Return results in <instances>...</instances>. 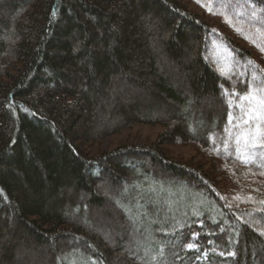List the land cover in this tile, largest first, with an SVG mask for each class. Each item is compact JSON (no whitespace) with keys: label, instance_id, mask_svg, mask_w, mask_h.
I'll list each match as a JSON object with an SVG mask.
<instances>
[{"label":"trees","instance_id":"1","mask_svg":"<svg viewBox=\"0 0 264 264\" xmlns=\"http://www.w3.org/2000/svg\"><path fill=\"white\" fill-rule=\"evenodd\" d=\"M202 3L217 11L221 0ZM252 3L244 9L257 13L251 19L224 9L235 25L222 16L224 28L243 29L231 35L180 0H0V264H16L17 247L37 245L50 264H264V149L241 159L249 150L235 141L248 126L231 95L247 91L241 66L264 76V53L245 39L264 46L256 31L264 0ZM213 35L237 58L230 77L212 62ZM152 38L187 89L161 68ZM121 81L171 102V116H142ZM109 92L126 104L108 103ZM103 105L121 115L96 131L93 109ZM146 123L164 127L149 145L96 157L86 147ZM176 143L209 156V170L173 160L167 145ZM97 208L118 221L124 257L91 223Z\"/></svg>","mask_w":264,"mask_h":264},{"label":"rangeland","instance_id":"2","mask_svg":"<svg viewBox=\"0 0 264 264\" xmlns=\"http://www.w3.org/2000/svg\"><path fill=\"white\" fill-rule=\"evenodd\" d=\"M183 4L187 5L190 11L196 13H208L207 18H209L214 26L215 30L219 34L228 33L229 31L224 28L222 23L219 21L222 20L221 15H213L211 14L205 7L202 5H198L196 0H180ZM216 11V10H213ZM224 19V18H223ZM225 20V19H224ZM220 23V25H219ZM233 33L237 30L232 27L231 29ZM230 31L229 33L233 35ZM235 31V32H234ZM238 32V31H237ZM153 39V38H152ZM150 46L154 49V52L157 57V62L160 61V66L163 70L169 72V78L172 79V82L176 85L175 87L178 89H187L188 80L184 78L183 74H181L180 68L177 67L176 64H171V60L164 55L162 49L159 47L157 40L153 39L150 42ZM210 57L214 65L220 70L226 72L227 68L232 64V62H236L237 58L234 56L232 51L226 46L224 42L220 39V36L213 35L210 42ZM238 66V65H236ZM181 75L183 76L181 78ZM127 90L128 93L133 96L132 102L138 100V104L140 106L139 113L142 116H156L166 119L171 116V112L173 111V107L171 102L157 99L152 97L153 93H145L143 89H139L135 86H127L125 82L121 81L119 84L118 90ZM156 96V95H155ZM157 97V96H156ZM107 102L111 104V102L117 100L120 104H126L125 98L121 93H108ZM203 98V97H202ZM199 98L202 105L207 106L211 99L209 96H206L202 99ZM197 100V98H195ZM195 100V101H196ZM195 103V102H194ZM192 104L193 108L192 114L195 116L196 112L194 109H197L198 106ZM150 106H155L156 111H149ZM94 114H96L95 124H93L92 128L96 131H101V128L108 126L112 123L117 122L121 113L118 109H113L112 107H107L104 105L102 107H95ZM198 111V110H197ZM195 112V113H194ZM110 123V124H109ZM164 130L162 124L158 123H150V124H139L132 129L123 131L122 133L116 134L108 138L107 140H100L94 143L86 144V147L90 151L91 156H98L100 153L105 150H114L121 145H149L153 143L158 135ZM167 148L170 152V156L173 160L178 161L181 164H187L192 167H200L202 166L204 169L209 170L211 165V158L209 156H205L202 153L198 152L196 146L192 144H181L176 143L172 145H167ZM201 189V188H198ZM113 215L116 213L112 210ZM91 223L95 225V228L98 230V233L101 235V238L107 243V249L113 251L115 257L117 259L120 256L117 254L119 250V245L121 241L120 235V227L118 226V221L111 220L112 218L105 214L102 209H98L91 214ZM131 236L126 238V242H124L123 248L127 249L131 247L133 244V239ZM77 249H82L81 245L76 244ZM33 249H37L34 251ZM128 251V250H127ZM13 256L16 261V264H50L51 258L49 253H47V249L44 246H34V247H17L13 250ZM124 257V256H121ZM129 261L126 259L123 264H128Z\"/></svg>","mask_w":264,"mask_h":264},{"label":"snow or ice","instance_id":"3","mask_svg":"<svg viewBox=\"0 0 264 264\" xmlns=\"http://www.w3.org/2000/svg\"><path fill=\"white\" fill-rule=\"evenodd\" d=\"M196 2L201 3V5L205 7L211 14L223 16L225 22L229 23V25L233 27H235V25L233 24L232 15H235L241 19H243L245 16L250 17V19L255 18L257 15L254 10L250 12L244 11L245 8L254 9L252 0H247V3L245 4H241L240 0H221V3L218 5L219 10L217 11H213V8L210 3H202V0H196ZM225 8H232V15H230L228 11L224 10ZM52 16L53 18H55V10L53 11ZM257 23L259 25L256 27L257 33L264 35V33H261V27H264V20H260ZM235 30L241 33L243 32V29L237 28ZM245 39H249L250 43H253L262 53H264V46L257 44L255 39H252L248 36H245ZM247 64L252 65L254 68L258 67L255 65L254 61L251 60H249ZM241 67H244L245 71L239 73V75L247 77V91L244 94L233 92L231 93V95L239 97L236 107L240 109L241 116L238 117V120L240 121V123L248 126L246 129L241 130L240 134L237 136L235 141L238 146L237 151H240V146H242L244 149L249 150L246 153L247 158L241 157L243 162L247 163L248 159L255 155V149H264V128L261 127V125H264V76H262L258 80L255 72L248 76L246 66ZM260 72L264 73V69H260ZM225 74L227 77H230L231 75L235 74L234 61L227 68ZM226 95H229L227 93V90ZM231 95L229 96L228 100L230 106L232 104ZM236 126L239 127L240 124L238 123ZM187 247L192 248L194 247V245L189 243ZM231 255L234 256L235 253H231Z\"/></svg>","mask_w":264,"mask_h":264}]
</instances>
